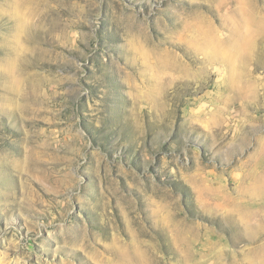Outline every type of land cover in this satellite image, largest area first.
Listing matches in <instances>:
<instances>
[{"label": "rangeland", "instance_id": "1", "mask_svg": "<svg viewBox=\"0 0 264 264\" xmlns=\"http://www.w3.org/2000/svg\"><path fill=\"white\" fill-rule=\"evenodd\" d=\"M259 168L264 0H0V264H263Z\"/></svg>", "mask_w": 264, "mask_h": 264}, {"label": "bare ground", "instance_id": "2", "mask_svg": "<svg viewBox=\"0 0 264 264\" xmlns=\"http://www.w3.org/2000/svg\"><path fill=\"white\" fill-rule=\"evenodd\" d=\"M250 180L251 187H245L246 193L250 192V195L255 198H264V171H258L257 175L254 173ZM226 203V218L231 219L233 226L242 230H249L252 233H257L258 236H261L260 232H262V230L260 226L264 224V202L251 204L242 201L236 202L228 196L226 191ZM251 237L254 239V236L251 235ZM209 246L212 247L208 248L205 253L201 254V257L205 260L218 255L222 250L221 248H217L213 245ZM183 249L188 250L192 248L189 245H186ZM109 252L113 256V260L107 259V264H151L152 256L150 257V252L148 254L139 245H112L111 249L109 248ZM183 253L185 252L183 251ZM218 260L220 259L218 258ZM218 262L220 264V261ZM194 263L195 261L191 264Z\"/></svg>", "mask_w": 264, "mask_h": 264}]
</instances>
